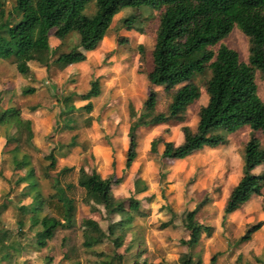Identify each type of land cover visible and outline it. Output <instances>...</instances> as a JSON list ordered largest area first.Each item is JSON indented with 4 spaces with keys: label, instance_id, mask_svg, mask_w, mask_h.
<instances>
[{
    "label": "rangeland",
    "instance_id": "374dc122",
    "mask_svg": "<svg viewBox=\"0 0 264 264\" xmlns=\"http://www.w3.org/2000/svg\"><path fill=\"white\" fill-rule=\"evenodd\" d=\"M13 4V0H0L4 16L12 12ZM94 11V0H89L83 12L89 15ZM131 13H137L140 18L134 19L131 27L121 26L119 19ZM158 13V10L145 6L135 10L123 8L114 16L96 48L83 52L85 59L81 62L64 67L53 62L59 53L77 45L76 32H70L62 41L50 38L49 45L56 48L55 54L46 66L30 62L28 75L17 73L10 61L0 60V111L16 108L23 119L31 122V142L38 157L36 180L43 196L50 190L49 183L41 176L47 164L42 157L54 149L57 168L94 169L102 178H120L121 182L112 186L110 205H114L116 200H124V209L128 210L130 194L138 200L145 216L134 219L131 228L125 231L124 243L119 249L114 250L108 240L96 246L92 252H101L102 258H109L113 253L123 254L122 264H132L138 252L140 255L134 260L139 264H180L179 256L187 252L181 241L188 238V232L181 223L182 215L202 202L195 218L207 227V231L193 248L192 257H199L201 264H208L212 256H215V264H264L263 190L259 196H250L239 209L228 214L225 227L220 223L226 197L241 174L244 142L252 136L264 149L263 134L247 124L230 133L219 129L218 132L228 140L226 145L215 148L205 146L182 159H162L159 156L164 142H179L180 126L194 130L197 110L206 102L204 87L209 77L208 70L191 79L198 87L200 97L186 107L183 123L169 121L153 127H139L134 131L136 158L128 168H124L128 126L135 122L141 102L149 90L146 74L152 66L151 51ZM16 18V15H11V20ZM220 45L234 50L238 59L247 63L248 39L236 25L212 49L216 50ZM94 80L99 88L98 96L87 101L79 100V94L85 93ZM253 80L256 95L264 104V80L256 69L253 70ZM27 89L34 92L22 93ZM153 91L156 94L155 111H165L172 91L162 87H155ZM68 96L74 107L71 113L73 129L70 130L61 129L58 124L62 119L58 117L62 99ZM86 102L91 104L89 112L80 108ZM42 103L46 105L42 106ZM50 104L51 107L48 106ZM10 132L14 133V129ZM71 137L74 138V145L68 146ZM155 138V150L150 151V142ZM5 139V129L0 127V203L6 204L0 214V229L11 232L7 243L17 251L0 264H72L76 258L68 248H59L49 241L43 248L34 243L36 228L30 225L26 215L20 216L17 210L30 202L25 184L16 183L25 170H13L9 151L14 143L10 139L5 144ZM263 170L264 165L260 164L252 173ZM136 178L145 184V189L135 194L132 193V181ZM75 206L77 223L82 217H90L105 230L109 222L119 219L117 214L107 215L100 205L77 203ZM20 217L24 223L19 230L17 220ZM256 222L262 225L251 239L235 245V240L244 229ZM163 223H167L166 227H162ZM77 253L79 264H91L100 259L82 249ZM63 254L67 258L64 259ZM111 264H117L116 257H112Z\"/></svg>",
    "mask_w": 264,
    "mask_h": 264
},
{
    "label": "trees",
    "instance_id": "16d2710c",
    "mask_svg": "<svg viewBox=\"0 0 264 264\" xmlns=\"http://www.w3.org/2000/svg\"><path fill=\"white\" fill-rule=\"evenodd\" d=\"M87 2L89 0H13L12 12L6 16L0 8V60L10 61L17 73L28 75L30 62L46 66L55 54L56 48L49 45L50 38L62 41L70 32H76L77 45L59 53L53 62L60 67L81 62L85 59L83 52L96 48L114 16L123 8L135 10L145 6L158 10L151 51L152 66L146 74L149 90L141 102L135 122L128 126L124 168H128L136 158L134 131L137 128L153 127L169 121L183 123L186 107L200 97L199 89L191 79L205 70L209 71L204 87L206 102L197 110L194 130L181 126L182 140L178 144L164 142L160 158L182 159L205 146L215 148L226 145L228 140L218 132L219 129L230 133L247 124L264 136V104L256 95L253 80L254 69L260 72L264 80V0H94L95 11L89 15L83 12ZM12 14L17 16L14 21L11 20ZM136 18H140V15L131 13L121 17L119 23L131 27ZM234 25L248 39L247 63L241 62L237 53L224 45L212 49ZM155 87L172 91L170 102L163 112L155 111ZM33 92V89H27L22 93ZM98 94L99 88L94 80L88 90L78 97L81 101H87ZM80 108L89 112L91 104L86 102ZM73 110L69 96L63 98L58 112V117L62 118L61 123L58 122L61 129H73ZM0 127L5 129L4 143L10 139L14 143L9 151L13 170H25L16 183L25 184L30 202L17 210L20 216L26 215L30 225L36 228L34 243L43 248L49 241L59 248H68L76 258L72 264H79V249L100 258L91 264H111L112 257H116L117 264H122L123 254L113 253L109 258H102L101 252H92L103 240H108L114 250L119 249L124 243L125 231L131 228L134 219L145 216L138 200L131 194L127 200L128 210L124 209V200H116L114 205H110L112 186L118 185L121 179H113L112 176L102 178L94 169L85 171L72 166L57 168L53 149L42 157L47 164L41 176L49 183L50 190L43 196L36 180L38 157L31 142V122L23 119L19 110L9 107L0 111ZM12 129L14 133L11 134ZM73 140L71 137L67 145L73 146ZM156 142V138L151 140L150 151L155 150ZM260 164L264 165V149L251 136L243 145L240 177L231 187L221 211L220 223L223 227L228 214L239 209L250 196H259L264 191V170L252 173ZM132 188V193H141L145 184L136 178L132 181ZM77 203L100 205L107 215L117 214L119 219L109 222L105 230L90 217H82L77 223ZM5 206V203H0V214ZM201 206L202 202H199L182 215L181 223L188 232V238L181 241L187 252L179 256L180 264H201L199 257H192L193 248L207 231V227L195 218ZM23 223L20 217L17 220L19 230ZM166 225L163 223L162 227ZM261 225V222L248 225L235 240V245L249 241ZM10 234L9 230L0 229V262L11 258L17 251L7 243ZM139 255L138 252L134 255L132 264H139L134 260ZM63 258H67L66 254H63ZM208 264H215V256L209 258Z\"/></svg>",
    "mask_w": 264,
    "mask_h": 264
},
{
    "label": "crops",
    "instance_id": "0c3cea01",
    "mask_svg": "<svg viewBox=\"0 0 264 264\" xmlns=\"http://www.w3.org/2000/svg\"><path fill=\"white\" fill-rule=\"evenodd\" d=\"M28 65H29V64H28ZM180 127H181V126H180ZM180 127H179V129H180ZM181 140H182V134H181V139L179 140V142H178V143H180V141H181ZM178 143H177V144H178Z\"/></svg>",
    "mask_w": 264,
    "mask_h": 264
}]
</instances>
